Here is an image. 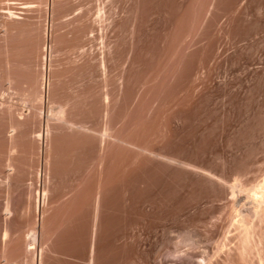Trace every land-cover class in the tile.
<instances>
[{"label": "rangeland", "instance_id": "1", "mask_svg": "<svg viewBox=\"0 0 264 264\" xmlns=\"http://www.w3.org/2000/svg\"><path fill=\"white\" fill-rule=\"evenodd\" d=\"M0 264H264V0H0Z\"/></svg>", "mask_w": 264, "mask_h": 264}, {"label": "bare ground", "instance_id": "2", "mask_svg": "<svg viewBox=\"0 0 264 264\" xmlns=\"http://www.w3.org/2000/svg\"><path fill=\"white\" fill-rule=\"evenodd\" d=\"M252 194H253V195H251V196H252V198H253L254 201H255V200H256V201L260 200V198H259V197L261 196L260 193L254 191ZM251 196H250V197H251ZM252 198H250V199H252ZM253 200H251V201L254 202ZM257 203H258V202H257Z\"/></svg>", "mask_w": 264, "mask_h": 264}]
</instances>
